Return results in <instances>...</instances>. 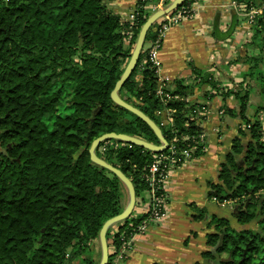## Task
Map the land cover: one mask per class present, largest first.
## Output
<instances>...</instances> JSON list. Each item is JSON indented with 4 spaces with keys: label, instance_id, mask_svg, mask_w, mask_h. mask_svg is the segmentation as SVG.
<instances>
[{
    "label": "trees",
    "instance_id": "obj_1",
    "mask_svg": "<svg viewBox=\"0 0 264 264\" xmlns=\"http://www.w3.org/2000/svg\"><path fill=\"white\" fill-rule=\"evenodd\" d=\"M107 1L113 0H0V264H65L75 257L80 264H95L91 243L125 205L119 179L90 161L91 142L114 132L159 144L146 123L110 99L156 1L137 0L131 24L109 11ZM193 2L185 0L181 7L191 8ZM235 3L241 12L262 10L250 27L247 45L254 53L243 57V80L221 93L223 101L232 95L237 105L232 109L224 103L222 113L238 117L241 125L217 182H207V196L233 201L236 222L257 221V230H235L227 219L212 216L214 232L207 235L209 250L201 256L208 264H264V139L258 117L264 110V0ZM154 27L147 42L155 37ZM128 31L132 37L126 44ZM204 80L213 86L212 77ZM254 87L263 105L250 119L246 110ZM184 89L177 83L168 91L176 96L166 104L174 110L172 124L160 125L156 111L163 107L144 50L119 96L158 125L168 146L191 147L190 159H195L207 145L198 138L200 104L187 101ZM213 96L204 93L207 100ZM245 131L249 141L243 144ZM96 154L131 180L136 201L148 200L143 176L157 153L111 139ZM195 213V219L205 215L203 209ZM144 217L132 212L116 224L107 244L108 263L120 235L128 239Z\"/></svg>",
    "mask_w": 264,
    "mask_h": 264
},
{
    "label": "crops",
    "instance_id": "obj_2",
    "mask_svg": "<svg viewBox=\"0 0 264 264\" xmlns=\"http://www.w3.org/2000/svg\"><path fill=\"white\" fill-rule=\"evenodd\" d=\"M136 2L113 0L105 5L125 24L135 11ZM191 8L192 17L172 26L162 39L158 51L159 76L167 91H173L180 83L185 87L187 101L208 107L205 117L199 116L197 120L207 146L201 156L170 171L165 185L164 217L133 237L131 251L123 264H208L201 254L209 250L206 237L214 232L209 225L212 216L227 219L235 230L250 226L236 222L233 201L218 202L207 196V182H217L220 164L230 152L241 125L238 117L222 113L220 107L224 103L232 109L237 105L232 95L223 101L221 93L236 89L246 69L243 57L254 53L247 45L252 36L249 17L239 11L235 0H194ZM208 77L213 78V86L204 80ZM206 91L214 96L207 100ZM255 98L260 104L258 93ZM254 100L250 95L248 107ZM168 117V112H164V121ZM245 134L240 138L243 144L249 141L248 132ZM147 206L148 200L136 201L135 211L142 213ZM196 209H203L202 219L193 218Z\"/></svg>",
    "mask_w": 264,
    "mask_h": 264
},
{
    "label": "built area",
    "instance_id": "obj_3",
    "mask_svg": "<svg viewBox=\"0 0 264 264\" xmlns=\"http://www.w3.org/2000/svg\"><path fill=\"white\" fill-rule=\"evenodd\" d=\"M168 0H157L153 5H150L149 8L151 12H154L156 9L162 7L164 3ZM236 5V3H235ZM237 6V5H236ZM238 8V6H237ZM262 10L261 8L251 9L248 12H242L244 15L249 17V21L252 23L253 16L259 13ZM240 11V10H239ZM241 12V11H240ZM193 15L192 8H183L180 7L163 17H161L154 27L155 37L149 42L148 47L145 49L146 60L150 63L151 68L154 71L157 82L156 94L162 103V109L156 111V115L160 117V125L167 126L172 124L171 114L174 110L166 107V104L169 100L175 99L176 96L171 95L165 88L164 82L159 76L160 62L158 60V51L161 46L162 39L165 36V33L172 27L175 26L186 19L191 18ZM134 13L131 15L128 23L134 21ZM128 40L131 39L132 33L128 31L125 33ZM208 107L206 105H200L198 116L205 117ZM164 112H168L169 117L165 119L163 117ZM200 140H205V134L200 133L198 135ZM172 142H176V138H173ZM101 151H104V148L101 147ZM192 148L178 150L176 149L175 144L168 146L167 153H157L153 156L151 164L147 167V170L143 176V179L146 182L148 189V206L144 211L145 217L137 225L135 232L128 238L125 239L124 235L121 234L119 237L120 246L114 252L110 262L108 264H123L127 258V253L131 247L132 239L135 235L144 233L147 227L151 223H155L162 219L166 213L167 207V195L165 190V185L169 179L170 171L177 167H180L179 164L183 165L180 161H189ZM186 161V162H187ZM215 199V198H214ZM110 249V248H109Z\"/></svg>",
    "mask_w": 264,
    "mask_h": 264
},
{
    "label": "water",
    "instance_id": "obj_4",
    "mask_svg": "<svg viewBox=\"0 0 264 264\" xmlns=\"http://www.w3.org/2000/svg\"><path fill=\"white\" fill-rule=\"evenodd\" d=\"M185 0H171L168 4H166L164 7L157 9L153 13H151L145 20V22L142 24L140 30L138 31V34L136 36L135 43L133 45L132 51L130 52V57L128 59L127 64L125 65L119 79L116 81L112 91L110 92V99L118 105L119 107L129 111L136 117L140 118L146 125L151 129V131L154 133L156 138L159 141L158 145L149 143L143 139L133 137L127 134H121V133H105L97 138H95L88 149V154L90 161L98 165L100 167L105 168L106 170L113 173L119 181L122 183V185L126 188L127 191V200L126 204L118 215H115L109 219H107L101 226L99 232H98V241L100 245V260L98 264H107L108 263V245H107V239L106 234L108 229L113 226L114 224L124 221L127 219L131 213L134 210L135 203H136V195L134 186L131 182V180L126 177L119 169L115 168L114 166L108 164L105 162L102 158L98 157L96 154L97 147L104 141L107 140H117L123 143L131 144V145H137L139 147H142L152 153H161L164 151L168 143L163 137L160 128L158 125L150 119L148 116L143 114L139 109L135 108L134 106L128 104L125 102L120 96H119V90L124 84V82L129 78V76L134 71L137 62L139 60L141 50L145 41L146 34L148 30L164 15L178 9L182 3Z\"/></svg>",
    "mask_w": 264,
    "mask_h": 264
},
{
    "label": "rangeland",
    "instance_id": "obj_5",
    "mask_svg": "<svg viewBox=\"0 0 264 264\" xmlns=\"http://www.w3.org/2000/svg\"><path fill=\"white\" fill-rule=\"evenodd\" d=\"M168 4V3H167ZM165 5V4H164ZM163 6V5H162ZM262 6H259L258 8H261ZM257 9V8H256ZM253 20V19H252ZM248 23H249V25L251 26L252 25V23L248 20ZM154 26V25H153ZM125 43H126V41H125ZM135 43V42H134ZM148 45H149V42H147L146 40L144 41V44H143V47H142V50H141V53L148 47ZM137 77V76H136ZM256 88L254 87V88H252V89H250V95H251V97H252V100H254V97H257V91L255 90ZM252 92V93H251ZM257 92V93H256ZM123 98L125 97V95H123L122 96ZM259 99V98H258ZM261 99V101H260V104H258V100H256V98H255V100H256V102H254L253 101V105H251V106H249L248 107V109H247V111H246V116L248 117V118H253V115H254V112H255V109H256V107H258V106H261V105H263V103H262V98H260ZM263 115H262V114ZM263 116V117H262ZM258 117L260 118V120H261V122H263L264 123V110H262V111H260L259 113H258ZM126 200H127V191H126V188L123 186V198H122V202H123V204L125 205L126 204ZM136 211H135V209H134V211H133V213H135ZM136 213H140V212H136ZM118 223H120V222H118ZM118 223H116V224H118ZM116 224H114L113 226H111L109 229H108V239H107V244L109 245L110 243H111V241H112V234L111 233H113L114 232V229H115V226H116ZM154 224V223H153ZM247 227V229L250 227L251 229H254V230H257V221H254V222H252L251 224H250V226H246ZM146 231V230H145ZM90 249H91V251L89 252V253H91L92 252V256H93V260L95 261V264H98L99 263V260H100V245H99V241H98V238H96V240H94L92 243H91V246H90ZM131 249V248H130ZM131 250H129L128 251V254H129V252H130ZM88 256L89 255H86V258H88ZM80 261L81 260H79V258H69V259H67L66 261H65V264H80Z\"/></svg>",
    "mask_w": 264,
    "mask_h": 264
},
{
    "label": "bare ground",
    "instance_id": "obj_6",
    "mask_svg": "<svg viewBox=\"0 0 264 264\" xmlns=\"http://www.w3.org/2000/svg\"><path fill=\"white\" fill-rule=\"evenodd\" d=\"M168 3H169V2H168ZM164 4L166 5L167 3H164ZM165 5H163L162 7H164ZM162 7H160V8H162ZM180 7H181V6H180ZM180 7H179V8H180ZM160 8H158V9H160ZM156 10H157V9H156ZM156 10H155V11H156ZM151 13H153V12H151ZM131 51H132V50H131ZM162 152H163V151H162Z\"/></svg>",
    "mask_w": 264,
    "mask_h": 264
}]
</instances>
